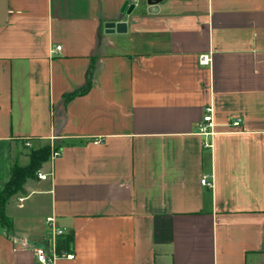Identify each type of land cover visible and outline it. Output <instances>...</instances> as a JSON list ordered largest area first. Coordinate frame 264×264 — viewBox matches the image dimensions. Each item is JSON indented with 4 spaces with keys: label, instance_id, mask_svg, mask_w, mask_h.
<instances>
[{
    "label": "crops",
    "instance_id": "1",
    "mask_svg": "<svg viewBox=\"0 0 264 264\" xmlns=\"http://www.w3.org/2000/svg\"><path fill=\"white\" fill-rule=\"evenodd\" d=\"M4 3L0 190L22 139L60 155L8 199L0 264L70 233L54 264H264V0Z\"/></svg>",
    "mask_w": 264,
    "mask_h": 264
},
{
    "label": "trees",
    "instance_id": "2",
    "mask_svg": "<svg viewBox=\"0 0 264 264\" xmlns=\"http://www.w3.org/2000/svg\"><path fill=\"white\" fill-rule=\"evenodd\" d=\"M90 76L86 80V84L82 89L76 90L65 96V100L71 99L76 94H83L89 88ZM25 139H22L24 145ZM50 146L40 145L27 147L26 157L27 160L24 164L14 163L11 166L10 177L3 184L0 190V224L4 227L6 232L11 228V220L5 214V205L10 197L17 193H24L25 183L36 177L41 165L49 159ZM73 241V235L66 234L56 240V250L58 254L70 248Z\"/></svg>",
    "mask_w": 264,
    "mask_h": 264
},
{
    "label": "built area",
    "instance_id": "3",
    "mask_svg": "<svg viewBox=\"0 0 264 264\" xmlns=\"http://www.w3.org/2000/svg\"><path fill=\"white\" fill-rule=\"evenodd\" d=\"M136 0H132V2H135ZM60 45H56L52 51H56L60 49ZM198 62L201 65H209L211 62V57L208 54H201L198 58ZM213 109L211 105H206L204 107V112L203 115L200 119V121L197 124L196 128V133L200 136L203 137L202 139V145L204 148H210L211 146V138L213 135L216 133V123L213 120ZM241 124V119L240 118H233L231 119L227 124L226 127H228L229 130H237ZM24 146L25 147H31V141L30 139H25L24 141ZM264 147V143H263ZM60 155V150L52 149L50 150V159H54ZM37 178L40 180H45L47 178V175L45 173H42L40 171L37 172L36 174ZM200 183L203 185H206L208 187L212 186V181L208 180V177L204 175L200 179ZM18 202L23 200L22 196H19L17 198ZM52 218H48L46 220V223L50 225L51 227L53 226L52 224ZM55 232L57 235L63 234V230L61 229H55ZM34 255L35 259L39 264H54L56 259L59 257H65L67 259H72L73 258V253H63L61 255L57 254L55 250L52 249H47L44 246H40L34 249Z\"/></svg>",
    "mask_w": 264,
    "mask_h": 264
},
{
    "label": "water",
    "instance_id": "4",
    "mask_svg": "<svg viewBox=\"0 0 264 264\" xmlns=\"http://www.w3.org/2000/svg\"><path fill=\"white\" fill-rule=\"evenodd\" d=\"M146 1H147V3L150 4V3H158L161 0H146ZM127 4H128V1H126L124 3V5L122 6V11L125 9ZM131 9H132V5L129 7L128 12H130ZM5 11H6V9H5L4 0H0V22L3 21V19H4ZM104 26L107 28V32H114V31L121 32L120 27L123 26V23H112V22H110V23H106Z\"/></svg>",
    "mask_w": 264,
    "mask_h": 264
},
{
    "label": "rangeland",
    "instance_id": "5",
    "mask_svg": "<svg viewBox=\"0 0 264 264\" xmlns=\"http://www.w3.org/2000/svg\"><path fill=\"white\" fill-rule=\"evenodd\" d=\"M26 153H27V149L20 146L17 149H14L13 152L11 153L12 160L14 161V163L24 164L27 160V157L25 155ZM12 199L14 200V198Z\"/></svg>",
    "mask_w": 264,
    "mask_h": 264
}]
</instances>
